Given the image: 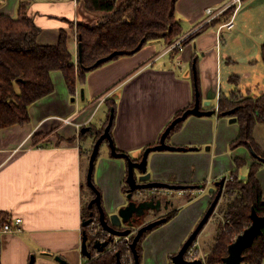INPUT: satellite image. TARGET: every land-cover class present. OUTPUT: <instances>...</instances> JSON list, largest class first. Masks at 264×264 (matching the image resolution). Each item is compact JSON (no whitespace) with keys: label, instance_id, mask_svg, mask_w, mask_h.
Segmentation results:
<instances>
[{"label":"crops","instance_id":"crops-1","mask_svg":"<svg viewBox=\"0 0 264 264\" xmlns=\"http://www.w3.org/2000/svg\"><path fill=\"white\" fill-rule=\"evenodd\" d=\"M20 1L0 0V14L16 17ZM225 2L178 0L176 18L183 33L176 41L184 39L183 51L176 53L163 40H153L133 55L112 59L88 72L86 82L77 83L74 94L62 73L54 71L55 90L30 106V121L0 130V221L3 216L20 217L24 229L1 238L0 264H61L57 256L69 264H85L82 210L85 199L92 198V188L86 186L90 160L86 151L94 138L82 141L80 135L89 125L103 126L112 114L116 149L140 161L144 150L160 142L164 130L190 106L197 92L202 110L212 111L211 115H189L182 128L171 134L169 145L182 150H157L149 156L147 166L153 180L190 186L166 193L173 197L166 211L177 214L147 234L141 264H172V257L212 202L209 189L216 192L218 181L231 179L235 159L246 161L239 171L246 180L254 161L252 150L231 148L240 135V125L233 116L219 114L218 101L235 87L253 97L264 93V0H244L234 28L220 31L230 16L224 13L213 23L207 10ZM255 5L260 12L253 10ZM29 8L42 29L40 44H57L65 29L77 62V24L92 23L95 17L77 0H32ZM249 12L261 15L259 28L250 25ZM233 75L240 78L236 86L230 81ZM253 133L257 147L264 151V122ZM99 153L92 182L109 217L128 205V166L125 158L112 155L107 142ZM257 177L264 191V163ZM216 230L210 218L198 236L204 264ZM133 261L129 256V264Z\"/></svg>","mask_w":264,"mask_h":264},{"label":"trees","instance_id":"trees-1","mask_svg":"<svg viewBox=\"0 0 264 264\" xmlns=\"http://www.w3.org/2000/svg\"><path fill=\"white\" fill-rule=\"evenodd\" d=\"M31 1H20L16 17L0 14V130L13 125L22 126L30 121V106L50 96L55 90L52 80L54 71L62 73L70 93L74 94L77 83H85L86 74L95 68L112 59L133 55L153 40H163L167 45L171 44L183 33V28L176 18L178 0H77L86 11L99 16L98 21L92 24L82 21L77 24L78 45L81 44L82 50L77 66L74 55L68 47V33L65 29L60 31L57 44L50 46L40 44L39 36L42 29L29 14ZM230 13L231 10L226 11L224 16H229ZM217 21L220 19H214L213 23ZM262 44L261 59L264 62V42ZM175 50L176 53L179 52V49ZM114 52H118L117 55L109 57ZM108 57L109 59L104 62L95 64L99 59ZM230 81L236 86L240 78L233 75ZM198 83L197 81L196 85ZM195 102L196 97L190 106L179 112L175 118L186 110L194 108ZM218 105L220 115H231L240 125V135L230 144L231 148L247 146L255 155L246 180L239 175L240 169L247 164L246 161L235 159L236 169L226 183L222 201L218 203L216 212L211 216L216 222L217 230L214 243L206 249L205 264H224L223 258L229 253V245L251 225L252 210L255 208L259 216L264 215V191L257 177L264 163L262 161L264 151L257 147L253 136L254 127L264 122V93L253 97L235 87L230 95L220 96ZM109 122L110 117L101 127L89 125L88 129H82L80 135L82 141L94 138L93 145L86 151L88 156H91L95 143L110 124ZM182 126L183 122H180L171 130L167 138L168 144L171 134L179 131ZM116 150L119 152L118 149ZM86 186L90 187L88 184ZM126 187L128 188L127 184ZM217 191L212 195V202L217 196ZM91 197L83 206V221L91 218L93 212V217L97 219L95 224L99 227L94 226L96 231L92 230V224L83 228V231H87L88 250L92 256L88 258L83 255L85 264H119L117 252L121 255L122 264H129L127 254H130L134 260L131 243L118 244L113 241L101 253L95 247L97 241H107L108 234L99 224L97 207L95 205L89 207L95 198L92 190ZM189 198L191 199L192 196L190 195ZM168 200L173 203L172 196L164 195L163 205ZM176 214L177 211L169 213L159 225L172 220ZM147 215L136 223V228L144 223ZM8 220L7 216H3L2 222ZM152 230L146 231L137 244L140 264L143 260L145 237ZM134 236H131V242ZM244 251L242 264L264 263V227L253 244ZM193 253L194 256L189 253L187 258L190 259V256L201 258L198 249H194Z\"/></svg>","mask_w":264,"mask_h":264},{"label":"water","instance_id":"water-1","mask_svg":"<svg viewBox=\"0 0 264 264\" xmlns=\"http://www.w3.org/2000/svg\"><path fill=\"white\" fill-rule=\"evenodd\" d=\"M78 57L81 56L82 50H81V44L78 45ZM118 52L112 53L109 57H113L117 55ZM103 58L99 59L95 64H100L101 62H104L105 60L109 59ZM209 102H207V105ZM230 113V112H229ZM228 113V114H229ZM212 111H204L202 110L201 105V98L200 93L197 92L196 94V102L195 107L188 109L183 113L181 116L175 118L172 120L170 125L166 128V130L161 135L160 142L156 144V146L148 147L144 150L142 157L140 161L135 160L131 155L125 154L122 152H118L116 150L115 144L113 142V137H111L110 131L112 127V120L113 115H111L110 118V124L106 127L104 133L99 137L97 142L94 145L92 154L90 156L89 160V171L87 175V182L88 185L92 188V190L95 192V197L89 207H93L94 205L97 207V211L99 212V223L103 227L104 232L108 234V240L107 241H97L95 247L97 248L98 252L104 251L111 242H115V237H126L130 235L133 232V228H135L137 225L136 223L139 222L142 218H144L147 214L150 212H159L161 211L162 206V196L159 195L162 193V195H168L167 192L173 193V191H180L187 189L190 185H178L174 183H168L164 181H156L153 180V177L151 173L148 171V160L149 156L152 152H155L157 150H182V148H177L173 146L172 144L169 145L167 143L168 135L171 133V130L180 122H184L185 119L189 115H211ZM107 141L110 150L112 152V155L115 157H122L127 160V166H128V174L126 177V184L128 186L126 196L128 199V205L120 208L117 210L114 214L110 215L109 217L107 212L105 211L103 205H102V197L100 196V191L97 190L96 186L94 185V182H92V175L94 171V163L98 159L99 151L101 148V145ZM253 155L254 151L252 150ZM264 162V159H262ZM226 183V179H222L221 181H218L216 183V187L219 186V189L217 191V196L213 200V202L208 207V210L204 214L202 220L199 222V225L195 228V230L189 235L186 242L182 245V247L179 249L177 254L172 257V264H203V259L201 258H193L194 256L193 250L198 249L197 243H198V236L203 231V228L206 226L207 222L210 220L213 213H215L217 209V205L220 202L222 196H223V190L224 185ZM160 192V193H159ZM215 189L210 188L209 193L214 194ZM172 204L171 200L166 201V207L168 205ZM94 213H91V218L86 219L82 226L86 227L88 225H91L94 221L93 217ZM251 218V225L247 227V229L238 235V237L233 241L232 244L228 247V255L223 258L224 264H242L244 260L243 253L244 250L248 249L250 247L257 235L262 231V228L264 227V215L259 216L256 209L254 208L250 215ZM162 220L159 219V221H153L144 224V226L139 227V229L136 230V234L133 238V241L130 244L131 252L134 255L135 264H140L139 261V254H137V244L141 240V237L146 231H149L151 229H154L155 227L159 226V223ZM88 235L87 231L83 232V243H82V254L88 258H91V253L88 250ZM191 253L192 256H190V259L187 258V255ZM118 255V263L122 264L121 262V255L119 252H117ZM57 260L61 262V264H69L65 259H63L60 256H57Z\"/></svg>","mask_w":264,"mask_h":264},{"label":"built area","instance_id":"built-area-1","mask_svg":"<svg viewBox=\"0 0 264 264\" xmlns=\"http://www.w3.org/2000/svg\"><path fill=\"white\" fill-rule=\"evenodd\" d=\"M226 1L227 2H225V4L219 8H211L207 10V13L210 15V17H213V19L226 13V11L231 10V13L229 15L230 18L226 21V23L220 26L219 28L220 31L223 29L229 30V29L234 28L236 13L240 10V8L242 7L244 3V0H226ZM183 42H184V39L174 42L173 44L170 45L171 50L179 49L180 51H183V49H185ZM78 52H77V62H75L77 64H78ZM68 121L69 119L67 118V120H65V123H67ZM23 230H24L23 229V219L20 217H14L12 219H9L6 222L0 221V240L3 236L7 234H19L23 232ZM92 230L96 231L95 228H92ZM124 238L127 240V242L130 241L128 240L127 236ZM119 241H120L119 237H115V243H119ZM127 255H128L127 258L129 259V256L131 255L130 254H127Z\"/></svg>","mask_w":264,"mask_h":264},{"label":"flooded vegetation","instance_id":"flooded-vegetation-1","mask_svg":"<svg viewBox=\"0 0 264 264\" xmlns=\"http://www.w3.org/2000/svg\"><path fill=\"white\" fill-rule=\"evenodd\" d=\"M172 184V183H171ZM160 193V192H159ZM159 195H161L162 197H163V195H162V193H160ZM213 195V194H212ZM162 202H163V198H162ZM212 203V202H211ZM210 206V205H209ZM168 207H169V205L166 207V204H164L163 205V203H162V206H161V211H163V209H164V216H162L161 215V211H159V212H150L148 215H147V217L146 218H148L149 216H150V219L146 222V219H145V221H144V223L142 224V225H144V224H146V223H149V222H153V221H159V219L160 220H164L165 218H166V216L169 214L166 210L168 209ZM151 214V215H150ZM99 216V215H98ZM97 219H94V221H93V223H92V226H95V227H99L98 226V224H95V221H96ZM142 220V219H141ZM100 224V223H99ZM139 229V228H138ZM136 230H137V228L135 227V228H133V232L130 234V235H128L127 237H128V240H130L131 239V236L132 235H135L136 234ZM119 243L120 244H122V243H131V240L129 241V242H127V240L124 238V237H119ZM122 240V241H121ZM118 243V244H119ZM125 259H126V257H125Z\"/></svg>","mask_w":264,"mask_h":264},{"label":"rangeland","instance_id":"rangeland-1","mask_svg":"<svg viewBox=\"0 0 264 264\" xmlns=\"http://www.w3.org/2000/svg\"><path fill=\"white\" fill-rule=\"evenodd\" d=\"M254 7V11H258V12H260L259 11V9L256 7V5L255 6H253ZM248 8V7H247ZM244 11V9L242 10V12ZM241 12V13H242ZM248 11H245L244 13H247ZM91 14V13H90ZM249 15H251V17H249L250 19V25L252 26V25H257V28H259L260 27V25L259 24H257V23H259V21H261V15L259 14V13H255L254 15L253 14H251L250 12L248 13ZM91 16H94L95 18H94V22L96 21H98V18H99V16L98 15H95V14H93V15H91ZM94 22H92V23H94ZM92 23H90V24H92ZM76 27V26H75ZM76 29H77V27H76ZM174 42H176V40L174 41ZM173 42V43H174ZM173 43H171V44H173ZM170 44V45H171ZM86 201H87V199H85V203H86ZM85 203H84V205H85ZM92 226V225H91ZM92 228H94V226H92Z\"/></svg>","mask_w":264,"mask_h":264}]
</instances>
